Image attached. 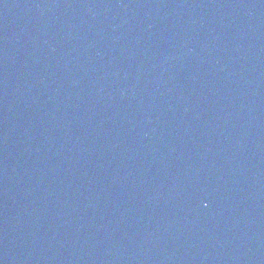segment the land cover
<instances>
[{
  "label": "water",
  "instance_id": "obj_1",
  "mask_svg": "<svg viewBox=\"0 0 264 264\" xmlns=\"http://www.w3.org/2000/svg\"><path fill=\"white\" fill-rule=\"evenodd\" d=\"M0 264H264V0H0Z\"/></svg>",
  "mask_w": 264,
  "mask_h": 264
}]
</instances>
